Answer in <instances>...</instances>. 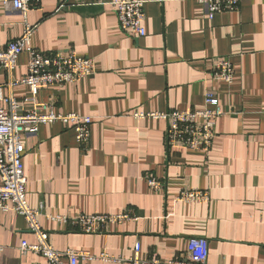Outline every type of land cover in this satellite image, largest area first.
Here are the masks:
<instances>
[{"label":"crops","instance_id":"crops-1","mask_svg":"<svg viewBox=\"0 0 264 264\" xmlns=\"http://www.w3.org/2000/svg\"><path fill=\"white\" fill-rule=\"evenodd\" d=\"M0 0V50L20 38L21 14L7 12ZM114 0H44L28 13L35 26L32 46L45 54L74 50L91 58L94 75L37 96L58 113L93 119L89 150L61 123L41 125L23 141L26 195L50 244L58 251H88L131 258L173 260L191 238H206L207 264H264V0H242L237 12L208 18L198 0H129L145 5L146 36L120 30ZM234 66L232 84L214 80L213 60ZM23 53L13 77L25 78ZM7 74L0 73L6 83ZM208 92L224 111L209 153L168 151L167 122L141 114L205 108ZM5 95L9 90H4ZM13 95L25 111L33 106L28 87ZM145 178L164 183L152 192ZM184 190H204L206 203L178 202ZM135 220L108 226L103 234L75 232L49 216L118 215ZM34 244L25 219L0 212V264H47L22 255V242ZM82 264H103L91 262Z\"/></svg>","mask_w":264,"mask_h":264},{"label":"built area","instance_id":"built-area-1","mask_svg":"<svg viewBox=\"0 0 264 264\" xmlns=\"http://www.w3.org/2000/svg\"><path fill=\"white\" fill-rule=\"evenodd\" d=\"M44 0H3L7 12L15 11L22 15L24 31L20 38L11 42L7 48L0 50V73L7 74L6 83L0 82V212H14L22 216L29 232L36 242H22V255L35 254L41 256L47 264H82L102 262L103 264H207L209 255L206 238H191L186 252L176 259L163 261L157 256L149 260L140 257V245L135 247L131 258L113 256L108 253L94 255L88 251L68 249L58 251L51 244L48 232L40 223L43 206L33 209L29 206L26 195V177L23 156L26 145L23 138L35 136L39 127L45 124L61 123L75 133L76 143L82 152L89 150L93 119L77 113L62 114L55 110L54 104L39 103L40 91L50 87H63L80 79L92 76L96 72L91 58L81 57L74 50L60 54H45L32 46L35 26L28 20L31 10L40 8ZM60 9L66 8L69 0H57ZM205 8L208 18L224 13L237 12L242 0H198ZM118 25L121 31L138 38L146 36L145 5L142 1L114 0ZM23 53H28V72L25 78L16 80L13 72L17 61ZM211 76L214 80L232 84L234 66L231 60L220 58L212 61ZM26 86L31 92L28 99L33 106L25 111L19 100L13 95L17 86ZM9 94L5 95L4 90ZM205 108L193 111H170L167 113L141 114L139 117L162 119L167 122L164 143L168 151L188 150L198 153H209L217 136L218 120L233 115L220 106L219 96L208 92L205 97ZM152 192H161L164 183L158 178H145ZM210 194L204 190H184L177 197L178 202L206 203ZM53 222L68 225L75 232L83 234H103L108 226L135 220V216L127 211L118 215H82L77 218L67 216H49ZM5 248L0 245V253Z\"/></svg>","mask_w":264,"mask_h":264}]
</instances>
